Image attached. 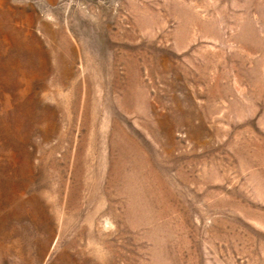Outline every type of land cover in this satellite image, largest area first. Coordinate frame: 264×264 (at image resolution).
I'll return each mask as SVG.
<instances>
[{
  "label": "rangeland",
  "instance_id": "1",
  "mask_svg": "<svg viewBox=\"0 0 264 264\" xmlns=\"http://www.w3.org/2000/svg\"><path fill=\"white\" fill-rule=\"evenodd\" d=\"M0 264H264V0H0Z\"/></svg>",
  "mask_w": 264,
  "mask_h": 264
}]
</instances>
